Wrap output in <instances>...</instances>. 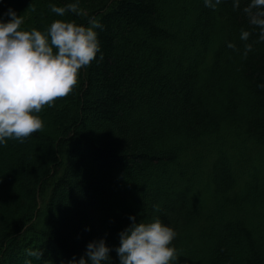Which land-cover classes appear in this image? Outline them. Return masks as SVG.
<instances>
[{"label":"trees","instance_id":"obj_1","mask_svg":"<svg viewBox=\"0 0 264 264\" xmlns=\"http://www.w3.org/2000/svg\"><path fill=\"white\" fill-rule=\"evenodd\" d=\"M70 2L0 0L25 30L102 25L101 52L37 113L44 127L0 144V264H67L99 238L112 246L104 264H119L132 215L176 230L174 264H264V40L251 0L50 8Z\"/></svg>","mask_w":264,"mask_h":264},{"label":"clouds","instance_id":"obj_2","mask_svg":"<svg viewBox=\"0 0 264 264\" xmlns=\"http://www.w3.org/2000/svg\"><path fill=\"white\" fill-rule=\"evenodd\" d=\"M205 3L211 4V0ZM50 8L60 15L77 12L78 0L64 6L50 3ZM245 11L250 22L260 26V39L264 40V0H251ZM4 16L11 18L0 16V144H6L7 138L23 140L44 127L37 113L68 94L77 83L79 70L101 52L97 29L102 27L94 18L88 25L56 19L42 32L23 29V16L13 8ZM249 36L248 30L241 32V39ZM229 47L235 45L230 42ZM251 47L248 44L246 49ZM130 219L132 223L119 233L120 243L115 247L119 264H174L178 259L172 243L176 230L160 218L137 222L132 215ZM111 251L105 238L93 239L84 255L67 264H104L112 260ZM29 255L42 256V252L29 250Z\"/></svg>","mask_w":264,"mask_h":264}]
</instances>
